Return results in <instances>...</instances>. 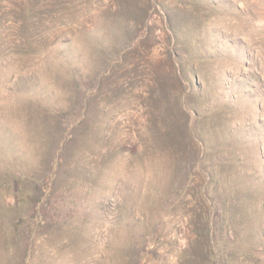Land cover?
Masks as SVG:
<instances>
[{"label": "rangeland", "instance_id": "obj_1", "mask_svg": "<svg viewBox=\"0 0 264 264\" xmlns=\"http://www.w3.org/2000/svg\"><path fill=\"white\" fill-rule=\"evenodd\" d=\"M0 264H264V0H0Z\"/></svg>", "mask_w": 264, "mask_h": 264}]
</instances>
